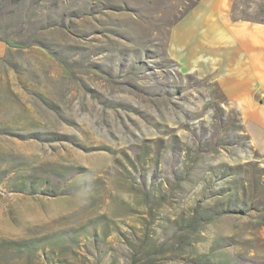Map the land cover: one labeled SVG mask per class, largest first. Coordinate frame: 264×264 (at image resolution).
I'll return each mask as SVG.
<instances>
[{
    "label": "rangeland",
    "instance_id": "rangeland-1",
    "mask_svg": "<svg viewBox=\"0 0 264 264\" xmlns=\"http://www.w3.org/2000/svg\"><path fill=\"white\" fill-rule=\"evenodd\" d=\"M199 1L0 0V264H264V147L170 52Z\"/></svg>",
    "mask_w": 264,
    "mask_h": 264
},
{
    "label": "crops",
    "instance_id": "crops-1",
    "mask_svg": "<svg viewBox=\"0 0 264 264\" xmlns=\"http://www.w3.org/2000/svg\"><path fill=\"white\" fill-rule=\"evenodd\" d=\"M238 0H200L173 28L170 52L187 72L212 75L224 96L248 122L254 143L264 147V24L234 20Z\"/></svg>",
    "mask_w": 264,
    "mask_h": 264
},
{
    "label": "trees",
    "instance_id": "trees-1",
    "mask_svg": "<svg viewBox=\"0 0 264 264\" xmlns=\"http://www.w3.org/2000/svg\"><path fill=\"white\" fill-rule=\"evenodd\" d=\"M219 217V215H215V216H213V217H210L209 219H208V221H214L215 219H217Z\"/></svg>",
    "mask_w": 264,
    "mask_h": 264
}]
</instances>
